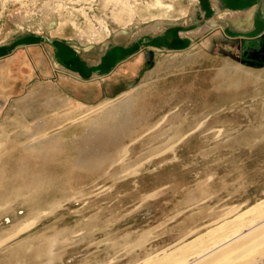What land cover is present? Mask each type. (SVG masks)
<instances>
[{
    "label": "rangeland",
    "instance_id": "374dc122",
    "mask_svg": "<svg viewBox=\"0 0 264 264\" xmlns=\"http://www.w3.org/2000/svg\"><path fill=\"white\" fill-rule=\"evenodd\" d=\"M192 2L0 0V48L10 50L0 56V264H171L174 250H201L226 222L253 218L264 201V61L249 57L264 35L217 55L140 45L155 57L127 95L111 75L89 107L65 101L63 80L30 79L19 57L34 36L78 48L127 30L155 38L163 29L127 27L176 23ZM51 18L57 26L41 25ZM260 252L251 264H264Z\"/></svg>",
    "mask_w": 264,
    "mask_h": 264
},
{
    "label": "crops",
    "instance_id": "0c3cea01",
    "mask_svg": "<svg viewBox=\"0 0 264 264\" xmlns=\"http://www.w3.org/2000/svg\"><path fill=\"white\" fill-rule=\"evenodd\" d=\"M187 9L188 11L181 13L184 18L167 24L155 38H134L129 37V33L122 32L120 34L124 38L118 42L78 48L73 41L34 36L30 41L18 45L17 49L22 50L19 57L25 71V67L32 69L30 79L39 74V79L51 86L62 85L59 80H63L73 87L65 101L71 99L81 107H89L90 99L102 94L101 86L106 80H110L111 75L115 87H119V98L127 95L132 87L127 84L128 80L137 81V70L155 57L153 51L138 54L136 51L140 45L150 46L157 51L186 46L199 49V52L207 55H217L223 54V51L240 50L245 41L264 35V0H197ZM187 19L189 25H185ZM203 28L206 32L197 35ZM182 31L191 33L193 39L187 41L185 35L181 34ZM17 49L7 57L12 58ZM9 51L4 53V48L1 47L0 56ZM150 52L153 53L151 58L148 57ZM0 62L6 65L5 59H0ZM91 83H97L95 90L90 89Z\"/></svg>",
    "mask_w": 264,
    "mask_h": 264
},
{
    "label": "bare ground",
    "instance_id": "6f19581e",
    "mask_svg": "<svg viewBox=\"0 0 264 264\" xmlns=\"http://www.w3.org/2000/svg\"><path fill=\"white\" fill-rule=\"evenodd\" d=\"M196 1L197 0H193V2ZM168 8L171 9L172 6H167V9ZM118 18L119 17L117 16V19ZM50 20L51 21L49 23L46 22L45 19L44 23H41V25L49 28H51V26L58 25V22H55V19L52 20L51 18ZM141 21L143 22V20H136L135 22H132L133 24H129L127 28L131 29L135 27V29H139L138 34L149 31L155 33L164 29V27L167 25L166 22L160 21L153 23L149 26L143 27L144 24L141 23ZM29 26H30L29 29L31 30L37 29V27L35 28L34 25L32 24H30ZM127 28L125 30H127ZM99 31H101V33L105 32L108 35L113 32V31L112 32L109 31L107 26L106 27L101 26ZM127 31H123V32L127 34ZM204 32H206L205 28L201 29L196 34L201 35ZM82 41L86 42L83 39ZM84 45H85L84 47H89V46L92 47L94 45H97V43L92 38L91 42L89 40ZM4 105H5L4 101H1L0 108L4 107ZM248 211L254 213L252 219L239 223L240 222L239 218L242 217V215L245 214L246 212L239 214L234 218V220H232L233 221L232 223H230L231 221L230 222L228 221L229 223L226 222L227 224H225L224 227L220 229L218 227L217 230H215L212 233L210 242L207 245H205L203 249L194 250V251L193 250L180 251V249H178L177 251L174 250L172 254L173 258H170V261H172L171 264H251L254 261L258 262L256 261V258L252 256V254H254L253 252L256 250H261L260 256L261 257L264 256V201L253 206ZM223 225L224 224H222L221 226Z\"/></svg>",
    "mask_w": 264,
    "mask_h": 264
},
{
    "label": "water",
    "instance_id": "95a60500",
    "mask_svg": "<svg viewBox=\"0 0 264 264\" xmlns=\"http://www.w3.org/2000/svg\"><path fill=\"white\" fill-rule=\"evenodd\" d=\"M221 25H223L222 23H221ZM90 47V46H89ZM256 54V55H255ZM230 55V54H229ZM257 55H260L261 56V61H264V46H263V49L261 50V51H257V50H254V49H250V59L253 61V60H256L257 59ZM151 56H152V54L150 53L149 55H148V57L149 58H151ZM231 57H234V56H232V55H230ZM235 59H237V60H240L238 57L237 58H235ZM244 62H246V63H248V64H252L250 61H244Z\"/></svg>",
    "mask_w": 264,
    "mask_h": 264
}]
</instances>
